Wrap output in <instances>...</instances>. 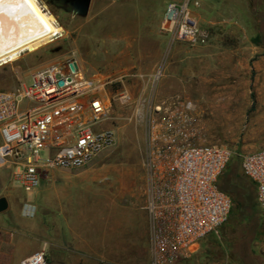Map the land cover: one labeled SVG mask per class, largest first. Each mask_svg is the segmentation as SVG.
<instances>
[{
  "label": "rangeland",
  "instance_id": "1",
  "mask_svg": "<svg viewBox=\"0 0 264 264\" xmlns=\"http://www.w3.org/2000/svg\"><path fill=\"white\" fill-rule=\"evenodd\" d=\"M40 1L56 16L62 35L2 65L0 89L26 82L30 73L39 68L76 60L82 74L94 80L98 93L109 99L110 111L102 125L114 131L115 141L84 167L42 169L39 183L31 190L23 182L24 159L8 156L0 167V197H7L11 208L16 202L35 208L37 217L19 214L15 219L19 223L45 221L55 264H145L150 247V225L144 208L147 102L191 99L200 121L198 141L238 151L262 147L264 0H220L214 6L219 12L235 13L243 21L256 24L255 41L261 51L238 69H226L230 75L220 78L222 82L213 81L209 59L204 87L196 46L171 44L161 30L164 9L170 0H92L85 17L74 13L64 0ZM199 1L193 14L201 25L210 24L198 13L213 5L206 3L209 0ZM160 65H164L163 75L155 80ZM123 94L130 98L123 99ZM40 154L45 159L48 150L42 149ZM232 169L244 175L239 156L231 159L225 172ZM103 177L109 180L101 182ZM220 181L221 177L219 185ZM58 194L65 195L68 222L64 210L55 205ZM9 212L7 209L0 214L10 215ZM245 215H238L233 202L230 216L218 232L209 234L182 263L264 264V212L258 205L255 210L248 207ZM30 227L25 228L27 231L17 229L26 236L24 248H19L17 254L37 242ZM48 256L51 258L50 252Z\"/></svg>",
  "mask_w": 264,
  "mask_h": 264
},
{
  "label": "built area",
  "instance_id": "2",
  "mask_svg": "<svg viewBox=\"0 0 264 264\" xmlns=\"http://www.w3.org/2000/svg\"><path fill=\"white\" fill-rule=\"evenodd\" d=\"M199 5V0L168 1L161 30L171 44L194 46L210 37L209 30L193 14V8ZM73 61L39 68L26 82L0 89V147H7L5 158L15 155L24 159L27 190L39 183L42 169L84 167L115 141L114 131L102 125L110 111L109 99L98 93L94 80L82 74L77 61V69H71ZM163 71L164 65H160L155 80ZM122 98L130 96L123 94ZM146 106L149 129L144 208L150 225L151 252L147 264H183L230 216L233 199L220 187L219 179L234 156L241 158L242 173L254 183L264 212V145L238 151L198 141L200 121L191 99L150 100ZM42 149L48 150L45 159L40 154ZM35 212L31 204H25L27 215ZM20 264L50 261L41 249Z\"/></svg>",
  "mask_w": 264,
  "mask_h": 264
},
{
  "label": "crops",
  "instance_id": "3",
  "mask_svg": "<svg viewBox=\"0 0 264 264\" xmlns=\"http://www.w3.org/2000/svg\"><path fill=\"white\" fill-rule=\"evenodd\" d=\"M218 1L220 0L207 1L206 3L212 4L213 6L210 9L209 7H206L198 13V15L206 21H211L210 24H202L203 27L207 28L209 32H211V36L208 39L194 45L196 46L197 63L200 68L199 73L202 79V87H204V83H207L206 78H204L207 76H204V73L208 68L207 61L209 59L212 60L213 81L222 82L220 78L230 75L226 74V69H238L241 63L244 64L245 62H249L253 55L261 51V47H259L260 45L255 41L258 34L257 25L243 21L244 19H242L239 15H235V13H224V11L219 12V8L217 10L214 8L215 5H219ZM175 48H179V45H176ZM67 188L70 189L69 186H67ZM71 192L73 191L71 190ZM64 197L65 195L62 194L56 195L55 205L64 210L65 219H67L66 221L68 222L66 214L69 213V210ZM10 204L11 203L9 202V207L7 209H10L11 212L9 213L11 214H0V264H20V261L23 258L30 256L34 252L41 249H45L50 264H55L54 250H51V248L49 249L50 242L46 239V234L49 228L45 225V221H38L37 219L30 223H19L15 219L16 216L20 217L19 214H22L23 216L37 217V211L34 215H27L25 213V205L16 202L13 203L14 208H11ZM44 211L49 212V210ZM29 225L31 226L30 229L34 231L38 237L37 242L30 249H28V251L17 254V250L19 248H24V239L26 237L25 234L17 229L21 228V230L27 231L25 228ZM148 250L149 252L147 253L145 264L148 262L151 254L150 247ZM48 252H50L51 258H49Z\"/></svg>",
  "mask_w": 264,
  "mask_h": 264
},
{
  "label": "bare ground",
  "instance_id": "4",
  "mask_svg": "<svg viewBox=\"0 0 264 264\" xmlns=\"http://www.w3.org/2000/svg\"><path fill=\"white\" fill-rule=\"evenodd\" d=\"M61 30L40 0H0V67L54 41ZM6 149L0 147V166L6 163Z\"/></svg>",
  "mask_w": 264,
  "mask_h": 264
},
{
  "label": "trees",
  "instance_id": "5",
  "mask_svg": "<svg viewBox=\"0 0 264 264\" xmlns=\"http://www.w3.org/2000/svg\"><path fill=\"white\" fill-rule=\"evenodd\" d=\"M220 187L231 195L236 204L237 213L242 215V218L246 217L244 213L248 207L255 210L259 205L254 183L245 175L242 176L237 169L222 174Z\"/></svg>",
  "mask_w": 264,
  "mask_h": 264
},
{
  "label": "water",
  "instance_id": "6",
  "mask_svg": "<svg viewBox=\"0 0 264 264\" xmlns=\"http://www.w3.org/2000/svg\"><path fill=\"white\" fill-rule=\"evenodd\" d=\"M66 3H69L72 7V11L79 16L85 17L88 15L92 0H64ZM70 67L73 71L77 69V62L73 61L70 63ZM60 83L63 84V80H60ZM9 207V200L5 196L0 197V212L7 210Z\"/></svg>",
  "mask_w": 264,
  "mask_h": 264
}]
</instances>
